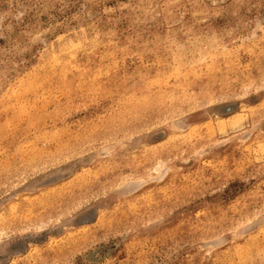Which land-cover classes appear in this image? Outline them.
Wrapping results in <instances>:
<instances>
[{
    "label": "rangeland",
    "instance_id": "rangeland-1",
    "mask_svg": "<svg viewBox=\"0 0 264 264\" xmlns=\"http://www.w3.org/2000/svg\"><path fill=\"white\" fill-rule=\"evenodd\" d=\"M0 264H264V0H0Z\"/></svg>",
    "mask_w": 264,
    "mask_h": 264
},
{
    "label": "bare ground",
    "instance_id": "bare-ground-1",
    "mask_svg": "<svg viewBox=\"0 0 264 264\" xmlns=\"http://www.w3.org/2000/svg\"><path fill=\"white\" fill-rule=\"evenodd\" d=\"M206 68V67H205ZM183 98V97H182ZM186 104V103H185ZM172 134V133H171ZM171 144V143H170Z\"/></svg>",
    "mask_w": 264,
    "mask_h": 264
}]
</instances>
